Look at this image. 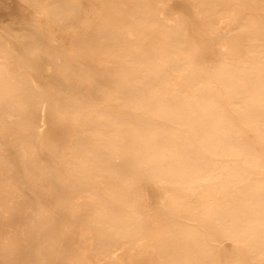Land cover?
Masks as SVG:
<instances>
[{
	"label": "bare ground",
	"instance_id": "bare-ground-1",
	"mask_svg": "<svg viewBox=\"0 0 264 264\" xmlns=\"http://www.w3.org/2000/svg\"><path fill=\"white\" fill-rule=\"evenodd\" d=\"M256 5L0 0V146L29 212L0 264H49L77 226L83 264H264Z\"/></svg>",
	"mask_w": 264,
	"mask_h": 264
},
{
	"label": "rangeland",
	"instance_id": "rangeland-1",
	"mask_svg": "<svg viewBox=\"0 0 264 264\" xmlns=\"http://www.w3.org/2000/svg\"><path fill=\"white\" fill-rule=\"evenodd\" d=\"M243 3L252 4L256 2L257 10L254 12L257 18H264V12L261 11L258 0H241ZM34 7H38L37 3H34ZM194 39L199 40L197 36H193ZM13 68H15L13 66ZM5 136L9 138V133L6 132ZM55 145L53 148L47 149L46 152L52 158L61 157L62 150L59 148L57 141H54ZM54 144V143H53ZM5 145L0 146V172L2 174V188L8 192L9 198L0 203V219L4 223V227L0 235L4 238V243L7 248L13 253V259H20L22 252L25 248L23 242V236L20 233L21 225L24 223L25 218L29 215L28 210L25 206V200L22 198L24 195V190L17 187L11 186V181L13 179V171L11 167V158L6 156ZM5 157V158H4ZM34 162L39 166V160L34 159ZM42 180L45 182L47 179L46 171H40ZM36 221L32 223L35 226ZM56 224V229H57ZM74 238L71 243H65L62 247L60 243H56L51 246L48 250L49 264H83L84 259L81 254V247L83 245L79 238V227H75Z\"/></svg>",
	"mask_w": 264,
	"mask_h": 264
}]
</instances>
